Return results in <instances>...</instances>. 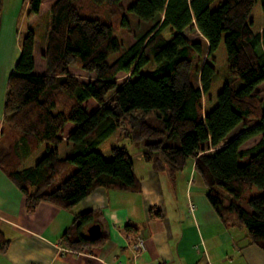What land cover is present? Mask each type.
<instances>
[{
    "label": "trees",
    "instance_id": "1",
    "mask_svg": "<svg viewBox=\"0 0 264 264\" xmlns=\"http://www.w3.org/2000/svg\"><path fill=\"white\" fill-rule=\"evenodd\" d=\"M24 1L28 25L50 14L43 71L36 72L29 26L4 96L3 128L21 137L2 147L0 169L25 209L45 201L69 210L98 187L139 192L128 140L170 176L193 161L222 222L241 225L250 244L264 251V136L241 149L264 133V102L255 93L264 81V0H133L127 7L122 0ZM127 13L154 23L108 62L120 48L115 32L127 27ZM192 23L207 42L203 58L201 44L183 33ZM224 66L229 78L219 74ZM70 67L92 80H79ZM120 73L127 75L123 84L116 82ZM88 100L97 105L90 112ZM246 119L257 124L225 142ZM68 123L73 127L64 134ZM253 187L259 194L249 196ZM93 216L76 215L60 243L72 250L101 245L103 236L81 232ZM125 231L136 232L130 225ZM7 243L0 232V252Z\"/></svg>",
    "mask_w": 264,
    "mask_h": 264
},
{
    "label": "crops",
    "instance_id": "2",
    "mask_svg": "<svg viewBox=\"0 0 264 264\" xmlns=\"http://www.w3.org/2000/svg\"><path fill=\"white\" fill-rule=\"evenodd\" d=\"M11 2L4 0L0 24L9 34L15 20L5 5ZM5 48L0 57V154L6 81L18 58L12 42ZM128 149L140 191L98 187L69 210L43 201L27 211L24 197L0 169V232L8 240L0 264H264V251L250 244L245 229L225 224L216 214L193 161L170 176L144 161L142 147ZM85 211L93 212L94 220L81 227L82 234L99 224L104 242L84 250L63 246L61 234ZM126 225L146 241V250L136 257L125 239Z\"/></svg>",
    "mask_w": 264,
    "mask_h": 264
},
{
    "label": "rangeland",
    "instance_id": "3",
    "mask_svg": "<svg viewBox=\"0 0 264 264\" xmlns=\"http://www.w3.org/2000/svg\"><path fill=\"white\" fill-rule=\"evenodd\" d=\"M12 2L7 4V6L5 5V10L8 13H11L12 16H14V20L15 23L13 26H11V33L9 34L8 32H6V29L4 28L3 24L2 26H0V57L3 55L2 52L6 51L5 46L7 41L12 42V45L17 49L14 50V53L17 54L18 52V56H19V52H20V46L23 40V37L25 36L28 27L30 26L31 29L34 31L35 33V39L37 41V47H36V53L34 52L33 56L34 59L36 61V65H37V69L36 72H42L44 69V59L42 57V52H43V47H44V43H45V37L47 34V29L48 26L50 24V14L48 12H46L45 14H42L41 17L39 18V20H37L36 22H34L31 25H28V21L26 20V11H27V4L24 0H11ZM133 0H122L121 3L124 7H127ZM215 5V3L212 4V7ZM126 19H127V27L126 28H118L115 32V35L118 39V41L120 42V48L118 51L110 54L107 58L108 62H112L114 61L120 54L121 52L127 47V45L133 43L138 37H140L146 30H148L151 25L154 23L153 22H144L138 18H136L133 14L131 13H127L126 14ZM6 32V33H5ZM185 37L187 38L188 41L193 42V41H198L201 46H202V54H201V58L204 57V54L207 50V42L204 39V37L201 35V33L197 30V28L195 27V24L192 23L191 25H189L184 31H183ZM9 34V35H8ZM9 36V40H6L5 38ZM38 45H39V49H38ZM42 57V58H41ZM196 67L193 68L192 71V76H191V81L192 83H194L195 85L198 82V78H197V71ZM69 71L71 74H73L74 76H76L79 80L81 81H89L92 80L93 78V74L91 73H86L83 72L82 70L80 71V69L70 67ZM226 72V66H224L220 71L219 74L221 76H224L226 78H229L228 75L225 73ZM127 78V75L124 73H120L117 75L116 77V82L118 84H123L125 82ZM240 81H236L234 83L235 86L239 85ZM6 90V88H5ZM255 93L257 94V96L259 97V99L261 101L264 102V81L259 84L256 88H255ZM86 110L88 112L92 111L94 108H96V103L93 102L92 100H88L87 102H85L84 104ZM257 124V121L255 120H251V119H246L244 120L242 123H240L234 130H232L225 138V142H227L228 140L232 139L234 136H236L237 134H239L241 131L251 128L253 126H255ZM72 124L68 123L64 126L63 128V133H67L72 129ZM264 136V133L259 134L255 137L250 138L249 140H247L245 143H243L241 145V149H245L248 148L252 145H254L256 142L259 141V139ZM21 137V133L19 131H15L12 130L11 128H2V147H7L9 145H12L14 142L20 139ZM26 142V140H25ZM128 147L131 146V149L133 151L136 150L137 147L140 146H136L133 143H131L128 140H124L123 141ZM26 144V143H25ZM18 145V144H17ZM18 147V146H17ZM21 152L23 153V149L22 146H19L18 148V153L21 154ZM139 153V152H137ZM135 153V154H137ZM134 154V155H135ZM246 159H240V163L245 162ZM49 189H52V187H50ZM249 196H254L259 194V190L256 187H253L248 193ZM241 205L244 208H248L246 203L241 202ZM87 235V231L85 232Z\"/></svg>",
    "mask_w": 264,
    "mask_h": 264
},
{
    "label": "built area",
    "instance_id": "4",
    "mask_svg": "<svg viewBox=\"0 0 264 264\" xmlns=\"http://www.w3.org/2000/svg\"><path fill=\"white\" fill-rule=\"evenodd\" d=\"M125 239L133 257L146 250V241L138 232L127 233Z\"/></svg>",
    "mask_w": 264,
    "mask_h": 264
},
{
    "label": "water",
    "instance_id": "5",
    "mask_svg": "<svg viewBox=\"0 0 264 264\" xmlns=\"http://www.w3.org/2000/svg\"><path fill=\"white\" fill-rule=\"evenodd\" d=\"M101 232V228L99 224H92L88 227L87 229V233L90 237H97L98 235H100Z\"/></svg>",
    "mask_w": 264,
    "mask_h": 264
}]
</instances>
